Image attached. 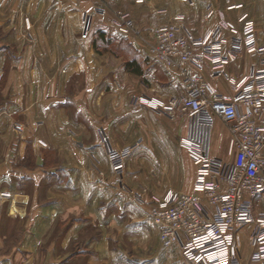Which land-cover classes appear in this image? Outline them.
<instances>
[{"label": "crops", "instance_id": "0c3cea01", "mask_svg": "<svg viewBox=\"0 0 264 264\" xmlns=\"http://www.w3.org/2000/svg\"><path fill=\"white\" fill-rule=\"evenodd\" d=\"M193 2L0 0V264H194L180 244L163 247L149 215L150 205L174 189L154 198L149 189L141 192V180H186L187 191L176 192L192 194L197 180L180 146L190 120L136 103L143 94L163 101L185 94L178 68L153 60L149 47L154 30L178 15L189 38L217 34L223 18L228 39L231 28L241 36L247 15L264 45V3ZM117 11L132 15V35L114 27ZM260 60L247 53L232 60L229 79L213 78L210 62L196 73L229 98L231 79L249 75ZM231 145L229 130L215 118L212 157L232 162ZM112 148L132 150L123 177L112 173ZM250 235V228L238 234V263L249 262Z\"/></svg>", "mask_w": 264, "mask_h": 264}, {"label": "built area", "instance_id": "2783aa9c", "mask_svg": "<svg viewBox=\"0 0 264 264\" xmlns=\"http://www.w3.org/2000/svg\"><path fill=\"white\" fill-rule=\"evenodd\" d=\"M182 1L194 6L193 0ZM92 13L100 11L94 9ZM183 19L182 15L175 17L176 22ZM240 21L241 36L231 28L234 37L230 39L221 34L228 29L223 18L217 34L200 38L187 37L185 26L176 22L156 28L150 57L167 68H178L185 94L164 101L149 94L136 99L137 104L160 116H182L192 123L191 133L180 141V146L188 150L197 167L195 192L169 190L151 204L149 215L159 229L163 247L180 244L185 260L195 264H241L236 261L237 237L246 228L251 229L253 248L248 264H264V212H256L264 202V45L255 22L247 15ZM113 25L126 36L135 31L129 12H115ZM244 53L261 60L252 65L249 75L231 79L229 98L221 97L196 73L210 62L213 78L229 79V63ZM215 118L230 132L235 153L232 162L216 159L210 153ZM131 154L130 148L110 149L109 160L117 177L125 175ZM141 192L147 193V189ZM133 199L144 204L139 193L133 192Z\"/></svg>", "mask_w": 264, "mask_h": 264}, {"label": "rangeland", "instance_id": "374dc122", "mask_svg": "<svg viewBox=\"0 0 264 264\" xmlns=\"http://www.w3.org/2000/svg\"><path fill=\"white\" fill-rule=\"evenodd\" d=\"M126 164H127V161H126ZM112 173L116 177V175L114 174L113 170H112ZM99 176L105 177L104 172L99 171ZM119 181L120 180H118V185L120 183ZM140 182H141V185L143 184V187L146 188L148 192L150 190L152 198H154L155 196H160V195L164 194V192L168 191L169 189H174L175 191H179V192H186L187 190L185 191L184 187L189 186V182H187L186 180H184V181H181V180H141ZM102 183L103 182H101V184ZM120 188L122 189L123 187L121 186ZM122 190H126V189H122ZM127 192H128V190H127ZM153 193H155V194H153ZM130 195L133 198V193L132 192L130 193ZM3 198L4 199H10L11 196L8 197L7 195H3ZM133 201H134V199H133ZM89 235L93 236V237H96V233L95 232H91ZM237 263H238V261H237Z\"/></svg>", "mask_w": 264, "mask_h": 264}, {"label": "trees", "instance_id": "16d2710c", "mask_svg": "<svg viewBox=\"0 0 264 264\" xmlns=\"http://www.w3.org/2000/svg\"><path fill=\"white\" fill-rule=\"evenodd\" d=\"M129 65H131V63H129Z\"/></svg>", "mask_w": 264, "mask_h": 264}]
</instances>
